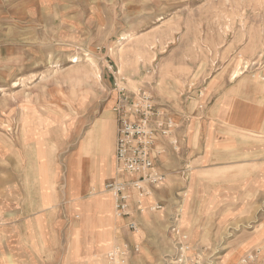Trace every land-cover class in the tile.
I'll use <instances>...</instances> for the list:
<instances>
[{"label": "rangeland", "instance_id": "obj_1", "mask_svg": "<svg viewBox=\"0 0 264 264\" xmlns=\"http://www.w3.org/2000/svg\"><path fill=\"white\" fill-rule=\"evenodd\" d=\"M253 73L264 76V0H0V137L22 129L25 154L17 165L37 168L44 121L46 192L61 194V231L68 236L61 264H90L72 258L71 186L75 195L84 168L88 183L101 172L103 152L93 140L86 145L99 120L113 159L115 84L148 91L178 125L180 116L207 110L213 92L264 87L249 78ZM179 151L170 150L163 163L168 185L160 197L167 214L144 218L132 235L139 252L130 253L127 264H264V182L247 188L245 171L235 169L198 174ZM108 156L103 185L113 172ZM5 161L0 158V169ZM228 179L231 187L221 189ZM102 181L81 196L106 192ZM108 196L88 201L104 197L107 215L114 208ZM175 209L185 252L169 234ZM81 229L89 231V222L75 242ZM122 243L117 226L112 248L96 264H109L108 252Z\"/></svg>", "mask_w": 264, "mask_h": 264}, {"label": "crops", "instance_id": "obj_2", "mask_svg": "<svg viewBox=\"0 0 264 264\" xmlns=\"http://www.w3.org/2000/svg\"><path fill=\"white\" fill-rule=\"evenodd\" d=\"M248 76L253 81L259 82L258 78L253 77L252 74ZM238 91L237 86H230L227 90L213 92L209 101L211 106L207 110L204 111V108L200 106L199 111L180 116L178 125L174 120L177 127L175 137L181 151V161L185 163V166H192L198 174L225 173L230 169L243 170L245 171L246 186L250 188L251 182H264V87L251 84V88L244 92L238 93ZM112 107L113 105L110 109ZM112 115L115 126L113 159L108 156L114 165H108V169L113 170L112 176L104 181V185L99 176L95 177L94 181H91L89 177L88 183L84 168L79 173L81 179L75 195H73L74 190L71 186L72 214L74 218L77 217L74 222L75 232H71L72 258L89 260L90 264L102 262V254L112 248L117 226L119 239L123 243L139 246L132 241L134 233L125 228V220L115 217L114 208L111 214H100L95 208L96 202L88 201L92 196L101 195H107V201L110 200L108 196L110 192L106 190L105 186L116 178L114 150L117 124L113 112ZM39 123L44 127L37 132L36 150L39 157L37 168L17 165L20 164L18 161L25 154L22 141L26 138L22 129L17 136L6 133L4 137H0V158H6L4 168L0 169V264H61L63 260L62 239H66L68 236L61 231V194L50 193V197L46 192V185L50 182L47 181L45 164L41 160L45 154V125L43 120H40ZM22 125L23 123H21ZM27 136H30L28 132ZM20 137L22 141L19 139ZM166 147L164 155L160 156L156 162L157 168L162 172L165 171L163 163L173 156L169 152L171 148ZM168 149L170 150L168 151ZM84 154L86 157H83ZM82 158L87 164V160H89L87 152L82 153ZM90 161L89 170L91 168ZM92 161L94 163V159ZM69 173L71 180V168ZM101 181L100 189L104 186L106 192L102 190L99 194L91 195L90 193L86 198L81 196V192L85 190L88 192L89 188L96 187L90 183L101 184ZM226 182L224 186L221 185V189L231 187L230 180L228 179ZM167 185L166 178L164 183L154 188L152 196L145 199V205L159 203L163 205V208L156 213L139 216L138 227L148 216H161L159 218H162L167 214V205L160 197ZM206 188L212 189V184L205 183L204 189ZM206 193H204L205 196ZM211 193L208 192L207 196ZM91 207L95 209L89 211ZM178 214L179 210L175 209L169 226L178 222ZM87 222H89V231L83 232L81 229L82 234L77 237L78 243H76V232L81 225ZM169 234L172 236L170 231ZM106 238L111 239L109 246ZM130 241L133 243L131 244Z\"/></svg>", "mask_w": 264, "mask_h": 264}, {"label": "built area", "instance_id": "obj_3", "mask_svg": "<svg viewBox=\"0 0 264 264\" xmlns=\"http://www.w3.org/2000/svg\"><path fill=\"white\" fill-rule=\"evenodd\" d=\"M255 73L252 76L264 82V76ZM115 87L112 112L117 124L114 150L116 178L105 187L113 196L115 217L125 220V228L135 233L139 216L156 213L163 208L159 203L147 206L144 201L152 196L154 188L166 181V173L157 168L156 162L164 155L166 146L178 151L177 127L169 111L159 105L148 91L142 88L130 91L117 84ZM170 233L180 252L188 250L187 237L176 223L170 226ZM138 252V245L122 243L108 252L107 260L109 264H127L129 254Z\"/></svg>", "mask_w": 264, "mask_h": 264}, {"label": "bare ground", "instance_id": "obj_4", "mask_svg": "<svg viewBox=\"0 0 264 264\" xmlns=\"http://www.w3.org/2000/svg\"><path fill=\"white\" fill-rule=\"evenodd\" d=\"M110 127V126H109ZM106 127H104L103 122L102 121H98L95 128L93 129L92 132L89 133V137L86 141V145L90 144L91 141L93 142H97L98 143V148L101 150V152H103L104 156L101 159V162L99 163V167L101 168V172H99V174H97V176H99V179L101 180L102 177V171L105 165V159L108 156V140H107V131L105 130ZM96 143V144H97ZM107 163V162H106ZM95 180V179H94ZM93 180V181H94ZM110 194V193H109ZM112 195V194H111ZM149 199V198H147ZM96 202L95 208L98 210V212L100 214H105V198L101 197L98 198L96 200H94Z\"/></svg>", "mask_w": 264, "mask_h": 264}]
</instances>
